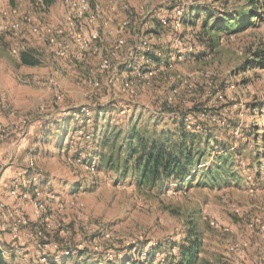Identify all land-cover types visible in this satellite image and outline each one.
<instances>
[{"label": "rangeland", "instance_id": "rangeland-1", "mask_svg": "<svg viewBox=\"0 0 264 264\" xmlns=\"http://www.w3.org/2000/svg\"><path fill=\"white\" fill-rule=\"evenodd\" d=\"M88 1L86 18L96 16L94 24L75 22L61 0L50 8L41 0H0V132L5 136L0 144L6 147L0 151V177L19 151L34 156H24L26 163H19L12 180L29 192L30 200L0 198L26 222L19 238L0 230L13 247L4 249L0 241L1 251L15 264H62L66 256L61 252L69 248L75 257L84 254L80 261L102 264L129 247L140 246L147 253L158 243L178 245L194 215L205 257L222 264H264V0L253 24L234 34H217L214 49L195 38L205 16L192 28L182 24L185 11L208 7L215 16L234 14L247 10L248 0ZM16 23L21 25L18 33ZM95 31L100 35L92 40ZM76 33L91 40L85 51L73 40ZM58 41L70 44L68 57L55 53ZM144 42L150 50L138 55ZM148 51L163 62L150 61L147 67L154 73L146 80L134 68L143 66ZM23 52L40 64L24 66ZM102 58L110 60L106 71L100 68ZM128 76L133 91L123 86ZM106 105H114L112 123L117 127L132 113L143 115L139 125L156 123L158 131L173 129L185 114L194 124L208 123L217 142L235 156L233 170L240 178L184 191L174 183L162 192L140 189L136 179H119L114 171L90 173L81 165L92 147L83 137L86 131L67 140L69 149L61 154L47 144L55 135L38 143L44 129H55L61 117L72 115V129L82 120L92 125L94 107ZM203 110L208 115L199 112ZM211 147L200 169L215 165L220 146ZM79 182L90 189L75 194L70 187ZM47 190L54 200L40 196ZM32 200H42L45 210L36 213ZM242 242L249 244L246 250L238 248ZM172 251L178 253L176 247Z\"/></svg>", "mask_w": 264, "mask_h": 264}, {"label": "trees", "instance_id": "trees-1", "mask_svg": "<svg viewBox=\"0 0 264 264\" xmlns=\"http://www.w3.org/2000/svg\"><path fill=\"white\" fill-rule=\"evenodd\" d=\"M47 8L52 7L57 0H41ZM261 0H248L249 8L238 11L234 14L224 13L215 16L208 7L189 8L182 17L184 26H196L202 21V27L195 38L198 43H205L209 49H214L217 45V34L228 32L234 34L250 26L252 19L258 17L257 9L261 8ZM215 18L213 23L210 22ZM163 26V27H162ZM166 25H161L165 28ZM195 30V29H194ZM156 33L159 31L156 30ZM144 52H138L143 54ZM189 53H187L188 56ZM151 62L157 65L163 62V58L148 51L146 54ZM260 56V53L257 54ZM24 66L35 67L40 61L28 52L20 55ZM165 64H169L166 62ZM260 64L264 65V61ZM147 67H139V71L144 73ZM92 110L94 114L92 125L84 120L81 125L71 127L73 117H61L56 120L55 129H44L40 145L52 136H56L54 141L47 144H53L54 149H58L59 154L69 149L67 140L76 138L79 132L86 131L83 135L88 142H91L90 153L85 151V158L81 161L82 166H86L90 173H100L105 171H114L119 179L127 180L129 177L137 180L140 189L150 188L162 192L169 183L175 184V189L184 191L194 188L195 184L203 187L221 186V182L234 180L240 177L233 170L234 155L229 149H224L220 145L208 126V123L201 125L193 123V119L185 114L180 122L173 124V129L158 131L155 124L142 122L143 115L136 117L135 113L127 116V122L124 126H113L114 105L96 106ZM255 111V109H254ZM208 115V110L199 111ZM102 117V118H101ZM102 119V120H101ZM75 122V121H74ZM190 122V123H189ZM90 130H87L89 127ZM192 127L195 131L188 130ZM152 127V128H151ZM254 136L257 133H253ZM248 137L253 136L248 133ZM212 143L220 146L219 153L216 155V163L211 167L200 169L199 166L205 163L208 156H211L210 149ZM218 148V147H217ZM89 150V149H88ZM34 155H39L35 151ZM27 173L28 170L26 171ZM98 179L93 180V186L98 185ZM70 189L75 193L83 190H89L90 187H83L81 182L71 185ZM186 238L180 243L165 244L158 243L147 253H144L143 247L134 246L126 248L125 251L114 255V259L102 264H222L220 261H213L204 256V240L201 229L195 216L192 215L186 222ZM4 244L5 240L0 238ZM169 247V248H168ZM176 247L178 253H173L172 249ZM61 255L64 256L63 252ZM83 253L64 257L62 264H91L89 261H80ZM144 255V259L142 256ZM3 256L0 249V264H15ZM100 264V263H98Z\"/></svg>", "mask_w": 264, "mask_h": 264}, {"label": "built area", "instance_id": "built-area-1", "mask_svg": "<svg viewBox=\"0 0 264 264\" xmlns=\"http://www.w3.org/2000/svg\"><path fill=\"white\" fill-rule=\"evenodd\" d=\"M17 2H21L23 0H16ZM61 2L65 3V5L68 7L70 13H72L73 18L75 20V22H81L82 20H88L89 22H91L92 24L95 23L96 19L95 17L91 18L88 17L86 18L88 12H90L91 8H90V2L88 0H61ZM96 12L99 13V9L96 8L95 9ZM90 19V20H89ZM163 25H167V21H163L162 22ZM105 26L107 24H104ZM21 29V25L20 23H16L14 25V31L16 33H18ZM60 33H62L63 31L60 30ZM99 32L95 31L92 36L91 39L92 40H97L99 38ZM73 40L77 41L79 44V47L81 50H86L88 47H90V42L91 40L88 39L86 36H81L78 33H76L73 36ZM52 43H55V40H51ZM57 45V49L55 51V53L57 54V56L59 57H68L70 55V44L64 43L63 41H58L56 43ZM148 43L144 42L142 43L138 49L137 52H145V50H150V48L147 47ZM142 50V51H141ZM142 67H147L150 64V60L148 58H146V55L144 54L142 56ZM110 67V60L108 58H102L101 59V65L100 68L103 71H106L107 69H109ZM134 68V67H133ZM147 71L142 73L139 71V69H137L136 67L134 68L136 75L139 76V78L141 79H146L149 80L150 76L153 75V70H150V68H146ZM134 75H132L133 77ZM97 86V83L95 84ZM123 86L126 87L129 91H133V88L135 86L134 82L131 80L130 76H128L127 79H125L123 81ZM176 93V91H175ZM5 136L0 132V140H2ZM21 186V184H19ZM17 184H14L11 191H10V197L11 198H16L17 196H21V198L23 200H30L29 199V192L26 191H21L20 190V186ZM40 196H44V198L46 199L45 201H52L54 200L56 197L55 195L50 192L49 190L40 193ZM43 198V197H42ZM34 202V206L37 210L36 213L39 214V212L45 210V206L42 204V200L38 201V200H32ZM23 224H26V222L24 221L22 223V217L20 214V211L18 209H14L11 210L7 207V205L5 204V202L0 200V230L2 232H9V234L11 236H13L14 238H19L20 237V230ZM37 237L40 238V240L44 239V235L42 232H38L36 233ZM249 247V244L247 242H242L240 245H238V248L242 249V250H246ZM54 248L58 249L57 245L54 246ZM74 252L72 251V249L67 248L63 254L64 256H69L71 254H73ZM3 256L6 257L7 254L9 253H5V251H2ZM45 254V253H43ZM45 259V258H44Z\"/></svg>", "mask_w": 264, "mask_h": 264}, {"label": "crops", "instance_id": "crops-1", "mask_svg": "<svg viewBox=\"0 0 264 264\" xmlns=\"http://www.w3.org/2000/svg\"><path fill=\"white\" fill-rule=\"evenodd\" d=\"M3 148H6L5 143L0 144V151ZM18 153H20V154L18 155ZM18 153H17L18 157H16V161H13L11 164V167H9V169L7 171H5L3 173V175L0 177V198L2 200L6 199V198H10L9 191H10L11 187H13V185H14V182H12V180L16 177V171L18 170V168L21 167L19 165V163L22 164L23 162H25V161H23L24 156L26 159L28 157H34L32 154L23 153V151H21V152L19 151ZM3 188L6 189L7 192H5V190ZM10 201L13 202V201H15V199L10 198ZM0 238L5 240L4 239L5 236L0 235ZM1 246L4 249H10V248L13 249L12 245L10 246L9 244H4V243L2 244L1 243Z\"/></svg>", "mask_w": 264, "mask_h": 264}]
</instances>
